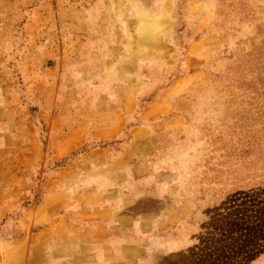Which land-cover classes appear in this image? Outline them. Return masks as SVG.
Wrapping results in <instances>:
<instances>
[{
  "label": "rangeland",
  "instance_id": "rangeland-1",
  "mask_svg": "<svg viewBox=\"0 0 264 264\" xmlns=\"http://www.w3.org/2000/svg\"><path fill=\"white\" fill-rule=\"evenodd\" d=\"M190 53L191 71L218 79L210 89L229 96L226 118L234 122L220 138L230 145L222 188L228 192L214 196L197 215L192 246L162 255L158 264H264V0H0V112L11 103L13 119L36 124L45 151L44 166L36 167L32 193L22 203H39L45 173L82 150L53 159L54 125L79 127L84 148L119 145L127 135L119 133L111 144L92 140L94 130L103 135L113 122L118 129L129 128L118 116L125 117L134 98L138 110L158 93L141 95L154 79L164 78L161 91L182 76ZM203 77L183 82L181 91L203 92L198 85ZM206 118L203 112L198 120L205 124ZM205 127L202 134L194 132L200 145L210 140V126ZM9 130L4 143L0 126L3 163H15L12 158L21 154L20 143L6 144L17 133ZM147 137L145 132L138 140ZM4 168L0 176L8 179L12 172ZM18 214L0 220V240L3 226Z\"/></svg>",
  "mask_w": 264,
  "mask_h": 264
},
{
  "label": "crops",
  "instance_id": "crops-1",
  "mask_svg": "<svg viewBox=\"0 0 264 264\" xmlns=\"http://www.w3.org/2000/svg\"><path fill=\"white\" fill-rule=\"evenodd\" d=\"M193 56L188 55L182 76H175L161 91L164 78L154 79L150 91L143 88L141 95L149 97L159 89L158 93L138 110L139 98H134L125 117L118 116L119 124L123 118L130 124L126 141L90 145L63 166L48 170L37 204L22 207L25 196L32 193L36 167L44 166L39 128L25 119H13L11 103L3 105L1 140L5 143L8 128L16 129L6 144L20 143L21 154L12 158L15 163L0 161V167L12 172L8 179L0 176V220L19 213L2 228L0 245L5 253L0 254V264H158L162 255L192 246L197 215L210 206L214 196L228 192L222 188L228 181L224 170L230 145L220 138L234 122L226 118L229 96L210 89L219 85L218 79L191 71ZM197 74L204 76L198 83L204 91H181L183 82ZM128 79L132 83V77ZM203 112L205 124L198 120ZM113 123L103 135L94 130L92 140L110 142L125 133L124 127L118 129ZM206 124L210 140L200 145L194 132L202 134ZM62 126L54 125L50 136V155L55 160L67 159L85 146L80 145L79 127L62 130ZM145 132L150 137L139 141ZM82 137L85 140L86 133ZM15 166L17 171H13ZM217 173L220 176L214 180ZM164 246V250L153 248Z\"/></svg>",
  "mask_w": 264,
  "mask_h": 264
},
{
  "label": "trees",
  "instance_id": "trees-1",
  "mask_svg": "<svg viewBox=\"0 0 264 264\" xmlns=\"http://www.w3.org/2000/svg\"><path fill=\"white\" fill-rule=\"evenodd\" d=\"M148 100H150V98H148ZM148 100H147V101H148ZM147 101H146V102H147ZM146 102H145V104H146ZM145 104H144V105H145ZM144 105H143V106H144ZM141 107H142V106H141ZM141 107H140V108H141ZM129 128H130V126H129ZM129 128L127 127L126 130H125V133H124V134L127 135V136L129 135V132H128ZM125 141H126V140H125ZM113 142H115V140H114V141H110L109 143L112 144ZM123 142H124V140L122 139V142H121V143H123ZM117 143H120V141L117 142ZM85 146H86V145H85ZM85 146H82V150L80 151V153L83 152V151L86 149V148H84ZM76 152H77V150L74 151L73 156H75V153H76ZM26 205H27L26 203H23L22 207H25Z\"/></svg>",
  "mask_w": 264,
  "mask_h": 264
}]
</instances>
